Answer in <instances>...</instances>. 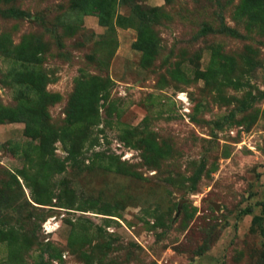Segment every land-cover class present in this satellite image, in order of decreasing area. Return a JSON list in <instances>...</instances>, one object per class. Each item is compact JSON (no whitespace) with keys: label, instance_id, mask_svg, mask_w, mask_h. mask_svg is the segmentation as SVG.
Here are the masks:
<instances>
[{"label":"rangeland","instance_id":"rangeland-1","mask_svg":"<svg viewBox=\"0 0 264 264\" xmlns=\"http://www.w3.org/2000/svg\"><path fill=\"white\" fill-rule=\"evenodd\" d=\"M0 264H264V0H0Z\"/></svg>","mask_w":264,"mask_h":264},{"label":"trees","instance_id":"trees-1","mask_svg":"<svg viewBox=\"0 0 264 264\" xmlns=\"http://www.w3.org/2000/svg\"><path fill=\"white\" fill-rule=\"evenodd\" d=\"M242 213L243 214H248L249 213V210L248 209L247 210H244Z\"/></svg>","mask_w":264,"mask_h":264}]
</instances>
